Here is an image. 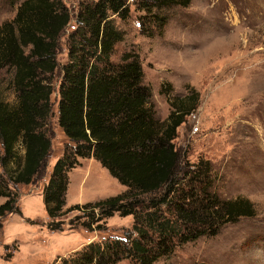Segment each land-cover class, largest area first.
<instances>
[{
  "label": "rangeland",
  "instance_id": "rangeland-1",
  "mask_svg": "<svg viewBox=\"0 0 264 264\" xmlns=\"http://www.w3.org/2000/svg\"><path fill=\"white\" fill-rule=\"evenodd\" d=\"M23 1L0 0V25L15 18ZM61 1L72 20L58 39V67L47 75L53 88L51 110L41 127L52 148L30 184L15 183L10 177L24 163L21 141L7 166L0 165V190L16 199L19 210L1 218L0 264H61V259L82 252L92 242L126 241L138 234L133 215L115 212L94 224L100 228L90 230L82 224L90 220L86 211H66L78 203L132 191L94 157L76 155L75 144L59 125L64 67L71 62L73 48L87 55L80 47L89 31L79 11L99 0ZM127 5L126 18L108 12L122 36L110 61L120 63L125 53L138 55L156 118L165 122L174 110L173 102L192 89L200 95L174 142L186 166L202 167L204 179L193 184L188 179L180 188L208 183L221 200L248 198L255 209V215L223 223L197 239L183 243L175 239L173 252L154 264H264V0H191L186 6L150 10L143 8L142 0H127ZM14 78L13 66L0 68V102L11 108L19 104ZM62 157L77 162L67 169L66 205L54 219L47 212L44 190ZM8 198L2 197L1 202ZM161 209L169 214L167 206ZM51 221H64L63 230L49 228ZM116 264L135 262L122 259Z\"/></svg>",
  "mask_w": 264,
  "mask_h": 264
},
{
  "label": "trees",
  "instance_id": "trees-1",
  "mask_svg": "<svg viewBox=\"0 0 264 264\" xmlns=\"http://www.w3.org/2000/svg\"><path fill=\"white\" fill-rule=\"evenodd\" d=\"M190 2L142 0L148 10ZM109 11L126 18L130 8L127 0H99L79 11V19L89 31L80 47L87 55H79L73 48L71 62L64 67L58 122L75 144L76 155L94 157L132 192L78 203L66 211H86L90 220L82 224L90 230L115 212L133 215L138 234L126 241L92 242L82 252L61 259V264H116L122 259L154 264L173 252L175 239L180 243L194 240L223 223L255 215L248 198L221 200L209 190L208 183L199 188L191 185L188 190L180 188L188 179L190 184L204 179L202 167L186 166L174 142L178 128L196 110L199 92L192 89L176 99L165 122L156 118L138 55L125 53L120 63L110 61L122 36L109 19ZM71 20L61 0H24L15 18L0 25V68L7 64L15 68L14 85L19 94L16 108L0 102V165L7 166L21 141L25 157L22 167L10 175L15 183L30 184L50 154L51 139L41 129L51 110L53 88L47 75H53L58 67V39ZM76 162L70 157L58 159L44 190L47 212L54 219L66 205V172ZM2 197L9 198L1 202ZM15 202L10 193L0 190V227L3 216L19 212ZM162 206H167L169 214ZM63 223L51 221L48 226L63 230Z\"/></svg>",
  "mask_w": 264,
  "mask_h": 264
}]
</instances>
